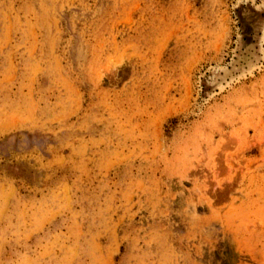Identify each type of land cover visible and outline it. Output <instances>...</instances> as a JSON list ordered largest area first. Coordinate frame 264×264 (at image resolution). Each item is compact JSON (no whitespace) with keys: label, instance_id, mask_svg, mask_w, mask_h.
I'll return each mask as SVG.
<instances>
[{"label":"rangeland","instance_id":"obj_1","mask_svg":"<svg viewBox=\"0 0 264 264\" xmlns=\"http://www.w3.org/2000/svg\"><path fill=\"white\" fill-rule=\"evenodd\" d=\"M0 264H264V0H0Z\"/></svg>","mask_w":264,"mask_h":264}]
</instances>
